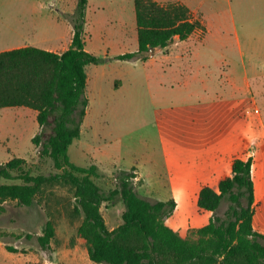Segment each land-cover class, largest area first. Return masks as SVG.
Instances as JSON below:
<instances>
[{
  "label": "rangeland",
  "instance_id": "rangeland-1",
  "mask_svg": "<svg viewBox=\"0 0 264 264\" xmlns=\"http://www.w3.org/2000/svg\"><path fill=\"white\" fill-rule=\"evenodd\" d=\"M76 2L0 0V22L7 25V41L15 38L18 43H30L33 33L29 26L34 19H45L57 9L73 12ZM206 2L209 3L203 7L208 14V33L206 28L164 51L180 55L192 64L191 70L184 72L183 84L175 91L145 81L150 72L139 61L111 59L113 67L105 70L104 76L97 69L95 81L94 68L100 66L86 67L89 113L81 125L80 138L68 147V157L80 167L99 164L101 172L97 169L98 177L93 180L107 192L116 187L118 172L129 171L131 166L140 165L146 174L158 173L155 176L161 180L146 181V186L152 183L154 187L168 182L170 172L183 171L196 155L206 158L208 147L226 153L242 149L239 153L252 158L256 198L252 225L264 234V159L258 160L260 154L264 156V5L259 8L261 15L256 16V10L248 5L247 12L242 17L234 14L232 21L226 0ZM190 7L202 20L201 9ZM245 17L253 26L247 34V22L240 26V19ZM132 23V0H91L83 26L86 48L98 57L104 52L108 56L130 52L132 35L136 45V27ZM14 26L17 36L10 31ZM2 45L0 49L8 46ZM155 53L160 57V51ZM167 77L170 78H162ZM29 110L0 109V159H9V149L16 143L15 155L25 157L24 171L31 175L57 173L50 159L40 157L31 142L39 128L36 119L27 113ZM44 134H49V130ZM228 172L227 163L222 164L220 172L192 182V190L185 196L180 187L177 197H171L166 190L143 187L144 181L134 179L133 186L140 197L151 202L173 200L175 208L169 223L195 230L210 216L197 209L199 187H215L217 179ZM74 204L73 188L63 182L43 185L31 207L18 206L12 200L0 201V264H95L88 258L85 240L77 233L81 218L74 212ZM227 205L224 199L215 215L224 217ZM123 210L119 196L101 205L109 230L121 224ZM46 221L53 224L55 235L44 250L36 237L41 235Z\"/></svg>",
  "mask_w": 264,
  "mask_h": 264
},
{
  "label": "trees",
  "instance_id": "trees-1",
  "mask_svg": "<svg viewBox=\"0 0 264 264\" xmlns=\"http://www.w3.org/2000/svg\"><path fill=\"white\" fill-rule=\"evenodd\" d=\"M87 1L77 0L73 14L67 16L73 35L70 47L61 54L31 46L0 52V108L36 111L40 130L31 142L38 155L50 159L58 171L31 175L23 170L22 158L0 162V201L31 207L43 185L69 184L74 212L81 218L77 233L85 240L88 258L95 264H264V235L252 226L255 197L250 157L234 158L230 175L220 177L215 187L199 189L197 209L210 216L195 230L169 223L173 200L151 202L138 195L133 186L134 168L119 171L116 187L104 192L93 180L98 177L94 164L80 167L70 162L68 147L80 137L88 104L86 66L106 61L85 50ZM133 6L137 49L113 59L145 62L152 50L204 31L183 4L133 0ZM116 196L124 206L122 222L109 230L100 207ZM224 199L227 209L224 217H219L215 212ZM54 235L53 224L46 221L36 237L40 248L48 249Z\"/></svg>",
  "mask_w": 264,
  "mask_h": 264
},
{
  "label": "crops",
  "instance_id": "crops-1",
  "mask_svg": "<svg viewBox=\"0 0 264 264\" xmlns=\"http://www.w3.org/2000/svg\"><path fill=\"white\" fill-rule=\"evenodd\" d=\"M90 1L91 0L87 1L86 8H88ZM155 1L159 2L160 4H167V3H172V2L183 4L186 7H188L190 12L194 16V18L197 19L201 23V25L204 27L203 32H205V29L208 27V25H207L208 14H206L207 10L205 7H203L209 3V2H206V0H197V1L196 0H165L162 2H160V0H155ZM53 2L55 3V1H53ZM226 2L228 4L227 6H228L229 14L232 18V21L234 19V16H233L234 14L240 15L242 17V14L244 12H247V6L248 5H251L252 8L256 10V12H255V14L257 13L256 16H258V14H259L260 6L264 5V0H226ZM132 5H133V0H132ZM190 6H196L198 9H201L202 20L196 15V13L193 11V8H191ZM73 12L57 9L55 13L48 15V17L45 19L44 18H38L37 20L34 19L33 22H31V24L29 26L30 31L33 33V36L31 38L32 41H29L30 43H25V42L18 43L19 40L17 41L15 38H10L7 41V39L5 37L7 25L0 22V28L2 29V39L0 38V45L1 44H3V45L8 44V46L0 49V52L12 50V49H17V48H21V47H25V46H31V47H35V48H38V49H41L44 51H49V52H52L55 54H61L62 52L67 50L71 44V39H72V35H73V28H72V24L70 23L67 16L73 14ZM133 14H134V6H133ZM259 15H261V14H259ZM246 18L247 17L240 19V26H243L244 22H247ZM241 23H242V25H241ZM132 25L133 26L135 25V27H136L135 18H134V24L132 23ZM18 27H19V29H21V26H18ZM252 27L253 26L250 27L249 22L245 23V27H244L245 31L244 32L247 34L249 31V28L252 29ZM16 28H17V26H14V28H10V31L15 33V36H17V34H18ZM206 31L208 33V28ZM198 32H201V31H196L194 34H196ZM122 33H124L126 35L127 39H130V37L127 36L126 31H124ZM236 35H237V32H236ZM131 38H132L131 41H133V43H132V49L130 52H134L137 49V30H136V45H134V35H132ZM186 40H184V41L174 40L173 43L179 44V43L185 42ZM16 41H17V43H15ZM84 43H85V41H84ZM172 44L168 45L167 47H165L163 49L157 48V49L152 50L151 51L152 54H151L150 58L145 62H141L139 60H132V61H139L143 64H146L150 73H148V75L145 76L146 77L145 81H147L149 83L154 81L156 84H158V86L161 89L165 88V90H166V88H168L171 91H175V89H174L175 87H180L183 84L182 80L184 78L183 77L184 72L186 70H191L192 64L187 60L184 61L182 59V56H180V55L172 56V55L166 54L164 51H167V48H169V46H171ZM203 44L204 43H202L201 45H203ZM193 48L195 50V48H197V46H195ZM85 50L88 51L86 46H85ZM194 50L192 51V53L194 52ZM156 51H160V57H158V54L155 53ZM88 52H90V51H88ZM125 53H129V52H125ZM122 54H124V53H122ZM119 55H121V54H119ZM115 56H118V55H115ZM115 56H108V53L104 52L103 56L100 58L106 59L107 62L96 64V65H99L100 67L94 68L96 70L93 72V76H92V79L94 81H95L96 77L98 76V75L96 77L94 76V73L97 72V74H98L97 69H100L102 72L101 73L102 76H104L105 70H107L109 67H113V64L111 63L113 60L111 61V59H113ZM123 62H125V61H123ZM115 64H118V61L115 62ZM85 71H86V69H85ZM186 74L190 75L189 72ZM164 75L169 76L170 78H168V77L165 79L162 78V77H164ZM86 76H87V74H86ZM114 78L119 79L118 77L117 78L114 77ZM178 79H179V81H177ZM86 81H87V79H86ZM120 86H121V84H120ZM180 89L181 88H178V91ZM86 98H87V96H86ZM87 100H88V98H87ZM88 102H89V100H88ZM87 106H88V104H87ZM5 108H17V107H5ZM5 108H0V109H5ZM23 108H26V107H23ZM27 109H29V108H27ZM88 109H89V107H86L85 116L89 113ZM27 113L36 119V114H37L36 111L30 109L29 112L27 111ZM82 123H83V121H82ZM16 125L17 124L15 123L14 127ZM38 128H39V126L37 124V129ZM39 130H40V128H39ZM80 135H81V132H80ZM15 144L16 143H14L12 145V148L9 149V153L11 154V157L9 159H0L1 163H5V162L9 161L13 157L25 159V157L15 155V153L18 151L16 149L17 146ZM0 149H2V148H0ZM241 150L236 151V152L226 153L225 151L218 152L214 146L208 147V153H207L206 158L200 159L196 155L192 164H190L188 166V163H187V166L185 167V169L183 171L182 170H176V172H170L169 173L170 177H169L168 182L158 183L154 187H153L154 184H152V183H148L146 186V181L150 180V182H151L153 180H161L160 177L155 176L158 173L148 172V174H146L143 167H141L140 165L131 166V168H134L135 180H139L141 182L144 181V184H142L143 187L146 186L150 190L152 188H154V189H157V191L166 190L168 192L167 196H171V197H177L176 190L178 189L177 187H180V189L182 191H184V196H185V194H187L188 191L192 190V188H191L192 182L204 180V179H206L207 175H213L216 172H220L221 171V165L224 163H227V171H229V172L226 174H222L220 177L230 175V173H231V161L234 158L240 157V158L246 159V158L250 157V156H245V155L239 153V152H241ZM232 154H234L233 157H232ZM261 159H264L263 154H260L258 157V160H261ZM251 160H252V158H251ZM94 165L100 171L99 164L96 163ZM181 169H183V168H181ZM147 175H149V176L151 175L153 177H149ZM251 175H252V180H253L252 167H251ZM201 187H199V189ZM199 189H198V191H199ZM198 191H197V194H198ZM197 194H196V198H197ZM254 197H255V192H254ZM255 202H256V200H255ZM208 217L209 216L206 217V221H207ZM110 230H112V228Z\"/></svg>",
  "mask_w": 264,
  "mask_h": 264
}]
</instances>
